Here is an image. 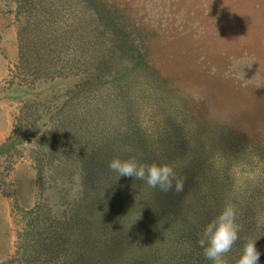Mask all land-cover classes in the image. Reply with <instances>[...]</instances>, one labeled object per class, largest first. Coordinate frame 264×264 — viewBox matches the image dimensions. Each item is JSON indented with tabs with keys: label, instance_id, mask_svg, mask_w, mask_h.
Returning a JSON list of instances; mask_svg holds the SVG:
<instances>
[{
	"label": "trees",
	"instance_id": "obj_1",
	"mask_svg": "<svg viewBox=\"0 0 264 264\" xmlns=\"http://www.w3.org/2000/svg\"><path fill=\"white\" fill-rule=\"evenodd\" d=\"M15 2L20 72L41 85L0 144V187L32 141L48 192L0 264H264V178L243 172L254 156L160 73L137 11Z\"/></svg>",
	"mask_w": 264,
	"mask_h": 264
},
{
	"label": "rangeland",
	"instance_id": "obj_2",
	"mask_svg": "<svg viewBox=\"0 0 264 264\" xmlns=\"http://www.w3.org/2000/svg\"><path fill=\"white\" fill-rule=\"evenodd\" d=\"M118 1L154 30L152 54L160 73L179 88L198 118L225 125L247 146L254 160L243 172L264 178V0ZM15 7V0H0V144L22 130L21 105L41 85L20 72L22 18ZM31 142L22 144L2 174L0 262H15L19 234L48 192L29 157ZM51 202L54 209L66 205Z\"/></svg>",
	"mask_w": 264,
	"mask_h": 264
}]
</instances>
